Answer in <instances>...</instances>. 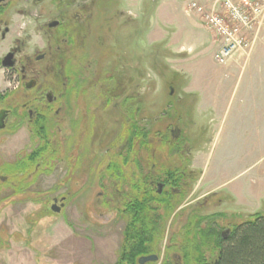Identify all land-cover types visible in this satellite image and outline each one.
Returning a JSON list of instances; mask_svg holds the SVG:
<instances>
[{
    "label": "rangeland",
    "instance_id": "obj_1",
    "mask_svg": "<svg viewBox=\"0 0 264 264\" xmlns=\"http://www.w3.org/2000/svg\"><path fill=\"white\" fill-rule=\"evenodd\" d=\"M96 2L89 36H82L75 41L70 53L74 64H79L82 69L81 79L86 80L85 88L80 95L87 96L86 100L91 95L97 97L96 102H100L99 97L103 94H112L114 97L129 96L131 100L138 97L139 105H135L134 110L140 109L139 106L142 110L136 117L131 109L128 110V107L123 109L120 103L116 109L109 110L115 115V131L112 134L114 140L109 145L103 143L104 147L99 152L94 151L97 150L94 146H88L90 139H93L90 133L81 136L84 150L81 147V140L73 146L76 138L65 145L71 137V129L61 133L51 126V137L54 141L57 140L62 148L56 155V160H60L63 155L67 157V161L62 163L55 161L54 164L50 162L55 165L52 170L46 167L38 176L35 172L28 174L26 181L18 185L22 187L21 192L4 186L3 182L7 177L5 178L3 171H0V264H118L126 238V219L120 213L123 209L120 200L130 192L132 186L129 180L123 181V175L128 176L129 169L133 168L134 159H131L129 167L120 175L113 171L108 174V166L112 160L115 162L123 159L124 157H120L121 154L128 155L124 148L121 150L123 147L121 137L124 134L122 132L130 123L141 124L140 119L148 111V125L153 133L160 127L167 132L172 125L180 123L184 130V143L189 142L190 146L196 148L194 152L197 180H201L204 170H209L210 166L214 168L217 166L215 174L218 177L217 184L235 181L238 175L240 180L254 178L259 182L257 193L260 202L255 201L253 207H238L233 194L224 188L213 191L218 192L217 196L207 194L210 199L207 206L203 209L196 208V211L190 214L193 216L190 223L196 225L197 230L200 224L203 228L208 225L207 231L213 228L234 229L248 218V215H245L249 212L247 209L256 211L259 206L257 203L262 206L256 213L264 212V198L260 196L264 194V132L253 136L247 135L245 131L233 134L229 137L230 145L224 144L227 138L224 133L220 144L213 146L214 125L210 122V116L204 115L201 98L193 94L187 74L181 72L186 61L172 53L167 40L163 43L154 42L159 29L169 36L174 28L177 30L176 24L165 28L162 18L157 11L155 12L157 5L155 0H96ZM256 2H259L262 12L250 35L249 48L237 52L231 61L249 54L261 27H264V0ZM190 8L192 9V6ZM53 11L55 10L46 14L47 18L56 14ZM121 13H124L125 17L120 16ZM105 16L114 17L117 24L105 22ZM200 18L212 34L205 19L201 15ZM69 24L76 29L75 22L70 21ZM123 33L126 35L130 33L127 41L123 39ZM185 39L184 37L183 40ZM81 47L84 48L80 49ZM78 49L80 50L77 52ZM109 51L112 52L109 54ZM135 67L139 71L140 67L145 70L142 79L139 75L134 79L133 74L127 72L124 80L117 78L119 73L125 72L124 69ZM114 77L126 87L121 88L118 83L115 85ZM105 80L110 85L106 87L99 85L100 81ZM8 85L0 75V97ZM172 91L173 98L170 97ZM4 97L6 99L0 100V106L2 104L16 106V103L20 106L19 104L26 101L25 92L22 90L13 92V99H9L8 94ZM179 98L186 101L183 106H177L176 101ZM83 105L87 110L85 103ZM170 106H173L172 110L168 109ZM100 107L101 104H97L94 108L95 113H100ZM192 108L194 115L191 117ZM125 109L131 118L129 122L122 119ZM88 111L93 112L90 108ZM156 114L163 117L160 122L154 120ZM84 119L86 120V117ZM58 120L60 122V119ZM65 136L68 137L64 140ZM100 138H97V141ZM39 146V141L26 125L0 132V166L19 163ZM108 149L109 152H106ZM134 149L138 152L139 144ZM114 174L120 178L112 177ZM213 186L220 185H201L194 197L210 192L209 189ZM62 198L66 199L62 213L53 212L51 208L55 199L59 201ZM218 199H222L223 202ZM174 212L175 209L166 216L159 215L154 229L163 231V235L153 233L155 239L159 235L160 256H163L166 246L171 243L168 258L169 254L180 252L176 243L171 242V238L175 236L174 239H178L179 232L187 234L182 231V227L189 220V211L178 215H174ZM203 217H206V220L201 222ZM195 236V245L202 246L196 247V254L202 253L206 262L213 264V258L218 255L216 239L205 238L198 232ZM164 264L173 263H168L166 259Z\"/></svg>",
    "mask_w": 264,
    "mask_h": 264
},
{
    "label": "flooded vegetation",
    "instance_id": "obj_2",
    "mask_svg": "<svg viewBox=\"0 0 264 264\" xmlns=\"http://www.w3.org/2000/svg\"><path fill=\"white\" fill-rule=\"evenodd\" d=\"M90 1L91 4L88 5ZM96 6V0H0V75L9 84L7 89L1 93L0 100H5L6 94L11 99L12 93L19 90L24 91L26 96V101L19 104L20 106H17V103L16 106L14 104L0 106V132L15 130L24 125L28 126L40 144L28 156L36 157L46 146L50 147L49 150L61 152L60 143L51 137V126L61 133L68 129L72 130L71 137L65 145L76 138L73 146L80 143L81 140V147L84 149L81 136L90 133L93 139H90L88 146H94L97 149H93L94 151H102L103 143L109 145L114 140L112 134L115 131V115L109 110L116 109L119 103L123 105V109L126 107L128 110L131 109L135 117L142 110L140 106L138 107L140 109L134 110V106L139 105L138 97L131 100L129 96L115 95L116 97H114L112 94H103L99 97L100 102H96L97 97L91 95L92 97L90 96L86 100L87 96L80 95L85 88L86 80L81 79L82 69L79 64H74L75 61L70 53L75 41L82 36H89ZM51 9H54L53 12L56 14L47 18L46 14L51 12ZM120 16L125 17L124 13H121ZM70 21L75 22L76 29L70 26ZM108 21L117 24V19L105 16V22ZM123 35V39L127 41L130 33L127 35L123 33ZM80 49L76 51L78 52ZM110 52L112 51H109V54ZM124 71L119 73L117 78L124 80L126 72L133 74L134 79L137 75L141 79L145 76V70L141 67L140 71L136 67L124 69ZM120 80L117 81L114 77L113 82L115 85L118 83L117 85H120L121 88H125L126 85L122 84ZM100 84L103 87L110 85V83H106V80L100 81ZM173 93L174 91L171 92V98L174 97ZM176 102L177 106H183L186 101L179 98ZM83 103L87 110L84 109ZM99 103L101 111L98 114L95 113L96 109L94 108ZM140 103L142 102L140 101ZM172 107L170 106L168 109L172 110ZM89 108L93 112L88 111ZM128 110L127 113L126 109L124 110L122 117L125 122L131 120ZM148 113L149 111L144 115L142 112L145 117L142 116L140 119L141 124L130 123V126L124 129L122 132L124 134L121 137L123 142L121 150L124 148L128 155L121 154L120 157H124L123 159L115 160V162L112 160L108 166V174L113 171L120 175L129 167L131 159H134L133 168L129 169L128 176L123 175V181L129 180L132 185L130 192L120 200V204H123V213L121 214L126 219L125 233L128 234L129 239L132 237L134 228L157 231L159 229L154 228L159 215L166 216L174 209V215L189 211L188 223L182 227V231L187 234L179 232L178 239H174L175 236L171 238V242L176 243L180 252L169 254L168 258V251L171 248L169 242L163 256H160L158 252L159 245H161L158 243L159 235L156 239L154 236L151 241L154 250L139 256L138 263L141 258L156 256L157 261L145 264H164L166 259L168 263L173 264H191L192 262L197 264L199 260L203 264H211L209 261L206 262L202 253L196 255V247L202 246H196V242H194L195 234L197 232L205 233L208 225L203 228L200 224L197 230V226L190 223V218L193 217L190 214L195 212L196 208L203 209L207 206L210 200L207 194L217 196L218 192H208L203 196L194 197L200 190L198 186L200 180H197L195 169L194 151L196 148L190 146L189 142L188 144L184 143V130L179 122L172 125L167 132H164V129L160 127L156 133H153L152 128L148 125ZM74 114H76L75 118ZM193 115L192 108L191 117ZM154 117L156 122H160L163 118L157 114ZM66 137L68 136H65L64 140ZM99 137L101 138L97 141ZM137 144H139L138 152L134 149ZM106 152H109V149ZM62 156L59 160L60 163L67 161V157ZM50 157V153L45 156V158ZM40 166L39 163L38 170ZM0 167V171H2L4 164ZM114 176L120 178L115 174L112 175V177ZM65 201V198L59 200V204L64 205L63 208L66 204ZM218 201L223 202L222 199H218ZM136 202L140 204V207H137ZM138 215L146 218L135 224V216ZM147 221H154L155 224L146 223ZM233 230L231 228L219 230L221 240H228ZM128 239H126V253L129 255L128 259L131 260V245L136 240ZM217 243L218 255L213 258V264H218L221 254V242Z\"/></svg>",
    "mask_w": 264,
    "mask_h": 264
},
{
    "label": "crops",
    "instance_id": "obj_3",
    "mask_svg": "<svg viewBox=\"0 0 264 264\" xmlns=\"http://www.w3.org/2000/svg\"><path fill=\"white\" fill-rule=\"evenodd\" d=\"M155 1V12L162 18L165 28L168 25L173 27L175 23L177 30L174 28L166 36L159 29L158 36L153 40L155 43L167 40L172 53L186 61L181 72L187 74L193 94L201 98L204 115H209L214 125L213 146L220 144L224 133L227 135L224 144L230 145L229 137L233 134L245 131L253 136L264 132V27H261L249 54L234 58L226 66H219L214 61L217 41L204 26L200 15L190 8L192 3H198L213 11L219 9L217 0ZM217 169V166H210L209 170H204L198 186L219 184L209 189L210 192L221 188L229 190L238 207H253L255 201L260 202L257 179L244 181L238 175L235 181L217 184ZM260 196L264 198V194ZM257 204L256 211L262 206ZM247 210L249 212L245 215L256 213L252 209Z\"/></svg>",
    "mask_w": 264,
    "mask_h": 264
},
{
    "label": "trees",
    "instance_id": "obj_4",
    "mask_svg": "<svg viewBox=\"0 0 264 264\" xmlns=\"http://www.w3.org/2000/svg\"><path fill=\"white\" fill-rule=\"evenodd\" d=\"M49 149L50 147L48 148V146H46L42 148L43 151L36 157L27 156L26 158L20 160L19 163L4 164L2 171L3 175H5V178L7 177V182H3L4 186L21 192L22 187L18 185L24 183V180L28 174L35 172V175L38 176L46 167L51 171L55 166L53 164L55 161H59V159L56 160L58 151ZM48 153L51 154V157L49 158L50 160L47 161L45 156ZM50 162L53 164H50ZM39 163L41 164L40 170H38ZM136 205L137 207H140L138 202H136ZM120 213H123V209L120 211ZM145 218L146 217L142 215L135 216L134 223L138 224ZM203 220H206V217H203L201 222ZM146 223L155 224L154 221H147ZM216 229L213 228L209 231H206L205 233L198 232V234L204 235L205 238H213L216 239L217 242H221L222 248L218 264H264V212L248 215V218L245 221L234 227L232 234L226 241L221 240L220 232L218 229ZM159 231L160 230L146 231L135 228L133 229L132 237H129V239H135L137 242L135 241L131 245V260L128 259L129 255L126 253V239H128V234H125L126 238L118 264H124L127 262L129 264H139L137 260L139 256L151 253L154 250L153 246L151 245V241L154 239L153 233L155 234V232H158L159 235L162 236L163 231ZM199 253L200 252H198L196 255ZM197 264H203V262L199 260Z\"/></svg>",
    "mask_w": 264,
    "mask_h": 264
},
{
    "label": "built area",
    "instance_id": "obj_5",
    "mask_svg": "<svg viewBox=\"0 0 264 264\" xmlns=\"http://www.w3.org/2000/svg\"><path fill=\"white\" fill-rule=\"evenodd\" d=\"M217 3L219 9L213 11L198 3L191 6L205 19L217 41L215 62L225 66L237 52L249 48L250 35L262 10L256 0H217Z\"/></svg>",
    "mask_w": 264,
    "mask_h": 264
},
{
    "label": "water",
    "instance_id": "obj_6",
    "mask_svg": "<svg viewBox=\"0 0 264 264\" xmlns=\"http://www.w3.org/2000/svg\"><path fill=\"white\" fill-rule=\"evenodd\" d=\"M64 205H60L59 201L55 199L54 205L52 206V211L55 213H60ZM157 261L156 256L144 257L139 260V264H145L147 262H155Z\"/></svg>",
    "mask_w": 264,
    "mask_h": 264
}]
</instances>
